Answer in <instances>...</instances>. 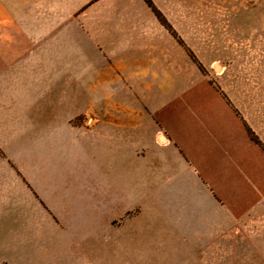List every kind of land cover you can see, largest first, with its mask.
I'll use <instances>...</instances> for the list:
<instances>
[{
  "label": "crops",
  "instance_id": "obj_1",
  "mask_svg": "<svg viewBox=\"0 0 264 264\" xmlns=\"http://www.w3.org/2000/svg\"><path fill=\"white\" fill-rule=\"evenodd\" d=\"M250 130L144 0H0V264L31 207L73 249L37 264L259 261Z\"/></svg>",
  "mask_w": 264,
  "mask_h": 264
},
{
  "label": "rangeland",
  "instance_id": "obj_2",
  "mask_svg": "<svg viewBox=\"0 0 264 264\" xmlns=\"http://www.w3.org/2000/svg\"><path fill=\"white\" fill-rule=\"evenodd\" d=\"M164 4L157 9L170 29L163 26L186 49L204 79L229 98L236 113L250 125L252 139L264 148V0H164ZM197 62L201 64V69ZM8 156L29 158L26 151H0V160H6ZM4 171L5 168L0 165V172ZM2 175L7 176L5 172ZM6 182L14 183L10 178ZM14 194L11 193L12 197ZM26 203L29 206V202ZM25 211L26 247L10 249L2 264H37L35 261L40 259V254L50 256L59 251L64 255L73 254L72 248L57 249L52 246L60 233L50 224H43L40 217H36L33 207L25 208ZM126 219V216L112 217L110 222H127ZM260 224L264 226V217ZM75 234L82 233H70ZM22 235L10 233L11 244L18 246V238L22 241ZM41 244L45 246L37 247ZM243 250L248 256L247 262L238 264H264V248L257 249L258 252L260 250L259 261L249 254L250 249Z\"/></svg>",
  "mask_w": 264,
  "mask_h": 264
},
{
  "label": "trees",
  "instance_id": "obj_3",
  "mask_svg": "<svg viewBox=\"0 0 264 264\" xmlns=\"http://www.w3.org/2000/svg\"><path fill=\"white\" fill-rule=\"evenodd\" d=\"M148 6L152 9V11L154 12L155 16L158 18V20L160 21V23L162 25H164L166 28L170 29V26L168 25V22L166 21V19L164 18V16L160 13V11L154 6L152 0H144ZM181 43V41H180ZM190 56L194 59L193 54L189 51ZM199 68L201 69V64L199 62H197Z\"/></svg>",
  "mask_w": 264,
  "mask_h": 264
}]
</instances>
